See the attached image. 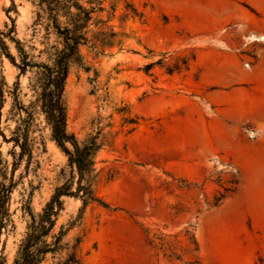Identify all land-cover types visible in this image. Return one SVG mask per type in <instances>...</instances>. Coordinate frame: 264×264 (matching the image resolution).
I'll return each mask as SVG.
<instances>
[{
    "label": "rangeland",
    "instance_id": "374dc122",
    "mask_svg": "<svg viewBox=\"0 0 264 264\" xmlns=\"http://www.w3.org/2000/svg\"><path fill=\"white\" fill-rule=\"evenodd\" d=\"M79 2L97 10L92 31L104 24L111 32L99 54L82 48L88 70L74 66L64 90L67 131L79 140L100 132L94 187L100 203L83 207L80 198L62 197L56 231L77 220L65 241L81 240L83 264H195L197 258L234 264L203 257L200 244L217 251L220 231L250 223L246 203L258 200L248 197L241 167L242 144L259 133L230 120L224 94L232 59L252 75L263 56L264 33L256 26L264 25V0ZM36 11V0H0V30L14 25L16 39L39 47ZM0 75L6 85L0 122L8 138L15 126L8 91L18 82L26 105L30 73L19 75L0 55ZM41 134L45 150L34 153L29 167L26 158H12L13 144L0 137L9 172L16 163L8 204L14 229L1 238L9 258L25 232L23 207L39 213L68 177L65 153L48 129ZM53 262L49 256L44 264Z\"/></svg>",
    "mask_w": 264,
    "mask_h": 264
},
{
    "label": "trees",
    "instance_id": "16d2710c",
    "mask_svg": "<svg viewBox=\"0 0 264 264\" xmlns=\"http://www.w3.org/2000/svg\"><path fill=\"white\" fill-rule=\"evenodd\" d=\"M36 7L33 36L38 35L39 47L34 44L25 46L16 39L14 25L0 30V55L8 59L19 75L30 73L28 88L31 93L24 105L19 99L18 82L8 91L13 98L9 115L15 126L7 138L0 122V137L3 142L13 144L12 158H26L29 167L34 153L39 149L45 150V138L41 133L48 129L49 139L67 157L69 173L62 185L54 189L39 213H34L29 205L23 207V213L28 216L25 232L9 258L5 253L7 241L1 238L14 229L8 204L17 185L14 180L16 163H13L9 172L8 162L0 151V264H44L49 256L54 260L52 264H83L81 240L76 239L73 244L65 241L77 220L70 222L67 228L60 226L58 231L56 222L63 209L62 197L80 198L83 207L100 203L94 187L97 179L95 157L102 142L99 139L100 132L88 134L79 140L67 131L64 90L66 79L74 66L88 70V67H84L82 48L87 46L95 55L99 54L111 32L104 24L97 31H92L91 25L97 10L83 6L79 0H36ZM10 45L13 46L14 55L10 53ZM5 86L0 75V121ZM41 124L42 128L37 130ZM35 131L39 134L34 135ZM16 148L19 153L15 152ZM199 263L197 258L195 264Z\"/></svg>",
    "mask_w": 264,
    "mask_h": 264
},
{
    "label": "crops",
    "instance_id": "0c3cea01",
    "mask_svg": "<svg viewBox=\"0 0 264 264\" xmlns=\"http://www.w3.org/2000/svg\"><path fill=\"white\" fill-rule=\"evenodd\" d=\"M256 29L264 33V25ZM262 51L263 56L254 66L252 75L245 72L250 67L242 70L235 59L231 60L229 91L224 94L230 120L248 124L259 133L256 138H246L242 144L245 161L241 167L242 183L251 185L248 197L258 199L246 203L251 222L221 230V245L217 251V247L208 249L205 242L200 244L203 257L220 256L222 262L229 259L234 264H255L257 257L264 258V43ZM217 81L221 82L218 76ZM236 101L241 113L233 110Z\"/></svg>",
    "mask_w": 264,
    "mask_h": 264
},
{
    "label": "bare ground",
    "instance_id": "6f19581e",
    "mask_svg": "<svg viewBox=\"0 0 264 264\" xmlns=\"http://www.w3.org/2000/svg\"><path fill=\"white\" fill-rule=\"evenodd\" d=\"M252 38V37H251ZM254 39V38H253ZM253 41V40H252ZM257 41V40H256Z\"/></svg>",
    "mask_w": 264,
    "mask_h": 264
}]
</instances>
